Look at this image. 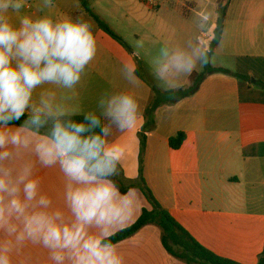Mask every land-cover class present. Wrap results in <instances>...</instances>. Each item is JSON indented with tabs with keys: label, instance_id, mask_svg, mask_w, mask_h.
<instances>
[{
	"label": "crops",
	"instance_id": "1",
	"mask_svg": "<svg viewBox=\"0 0 264 264\" xmlns=\"http://www.w3.org/2000/svg\"><path fill=\"white\" fill-rule=\"evenodd\" d=\"M65 1L54 0L50 14L57 18L83 14L103 51L87 66L75 89L82 108L91 109L102 93L116 91L133 94L140 104L136 127L114 132L110 138L124 150L120 174L125 181L134 183L138 178L143 134V178L169 215L215 255L238 264H258L264 251V87L260 84H264V0L160 1L152 17L155 24L134 36L137 44L143 40L155 45L172 31L180 35L182 44L194 33L197 17L208 13V35L217 61L210 64L212 70H206L192 96L169 97L159 84L155 86L161 93L153 111L154 127L148 132L142 130L145 112L157 95L140 78L137 86L129 85L121 67L127 61L138 70L133 56L138 52L150 73L153 58H147L149 52L144 48L134 51L123 40L127 47L103 36L96 23L93 28L94 19L77 0ZM221 6L225 10L224 28L213 46ZM218 69L228 72L215 71ZM189 84L190 76L184 78L183 87ZM178 133L186 137L173 150L168 143ZM39 176L43 190L54 203L62 204L65 178L58 166L40 170ZM134 190L138 195L135 215L116 233L150 207L139 190ZM160 237L161 230L148 225L116 244L124 264H183L163 249ZM13 264L51 262L46 249L29 243L14 254Z\"/></svg>",
	"mask_w": 264,
	"mask_h": 264
},
{
	"label": "clouds",
	"instance_id": "2",
	"mask_svg": "<svg viewBox=\"0 0 264 264\" xmlns=\"http://www.w3.org/2000/svg\"><path fill=\"white\" fill-rule=\"evenodd\" d=\"M54 0H0V264L26 244L40 245L51 264H124L112 237L135 215L138 195L122 193L123 148L110 138L136 127L140 104L127 91L104 92L85 110L75 89L97 54L83 14L57 18ZM210 14L197 17L191 37L165 43L153 76L177 92L184 78L215 61ZM137 59L138 52L133 53ZM129 85L136 67L122 63ZM59 168L63 203L43 190L39 172Z\"/></svg>",
	"mask_w": 264,
	"mask_h": 264
},
{
	"label": "trees",
	"instance_id": "3",
	"mask_svg": "<svg viewBox=\"0 0 264 264\" xmlns=\"http://www.w3.org/2000/svg\"><path fill=\"white\" fill-rule=\"evenodd\" d=\"M84 11L88 13L94 20L99 30L104 34L108 35L118 43L122 44V46L127 47V45L122 41V38L115 34L106 24L103 23L99 19V17L93 12L88 4V0H77ZM229 2V0H224ZM224 17L225 10L224 7H220V17L218 21V27L215 29V39L213 42V46H217L222 29L224 28ZM212 70V68H208V70ZM214 70V69H213ZM138 70H136V75L144 80L145 84H147L153 92L157 95L152 100L150 106L145 112L146 121L143 125V132H148L152 130L154 127V116L153 111L156 107L158 99L160 97L161 91H159L155 85L150 81L147 77H144L143 74H140ZM215 71L220 72H228L226 70L218 69ZM205 73L192 74L190 76V84L186 87L181 88L177 92L165 91L163 94L167 96H175L177 98L192 96L195 94L204 78ZM242 78V77H239ZM261 87H264V84L260 82ZM159 96V97H158ZM184 133H178L175 137L171 138L169 141V147L173 150H176L183 144L185 140ZM145 142L146 138L142 134L140 135V166H139V174L136 182L127 183L123 178L122 174L115 177L114 179L120 186V191L122 193L128 192L129 189L137 188L139 192L143 195L145 200L147 201L149 208H144L142 213H140L139 217L136 221L128 226L127 228L117 232L113 237V242L118 244L131 236H134L136 233L138 234L144 227L148 225H155L161 230L160 242L163 249L172 257L182 261L183 264H238L236 262L230 261V259L222 258L211 251L207 250L204 246L199 244L193 236H191L180 224H178L169 214V212L162 207L159 201L153 196L151 189L147 186L144 178H143V162H144V154H145ZM258 264H264V251L259 256Z\"/></svg>",
	"mask_w": 264,
	"mask_h": 264
},
{
	"label": "rangeland",
	"instance_id": "4",
	"mask_svg": "<svg viewBox=\"0 0 264 264\" xmlns=\"http://www.w3.org/2000/svg\"><path fill=\"white\" fill-rule=\"evenodd\" d=\"M144 1L145 0H88V4L93 12L99 17V19L103 21V23L106 24L115 34L121 37L123 41L130 45L132 50L136 51L144 48L147 52H149L147 58L150 57L154 59L159 48L165 43L180 44V35H177L175 34V31H172L170 34H163L162 38L158 40L155 45L153 43L148 45L146 41L143 40L140 42V44H137V42L134 40V36L142 35L144 27L155 24V21H153L152 17H154L157 12V9L152 10L148 8ZM160 1L162 0H154L153 3H156L159 6ZM65 2L68 1L66 0ZM38 3L39 0H29L30 9H35ZM174 23L178 22L175 21ZM95 26L96 24L94 20L93 28ZM172 27L175 26L172 25ZM102 35L105 36L106 34L102 33ZM100 40L101 39H98V41ZM126 52L130 54L128 50H126ZM102 54V49L97 45L96 55L102 56ZM134 61L136 62L137 67H140V74H143L156 86L158 83L153 76V65L152 71L148 73L149 70L147 71L144 64H142L140 61V58L137 59L134 57ZM216 61L217 60L215 58L214 63H216ZM209 66L210 64L201 69L200 72L205 73Z\"/></svg>",
	"mask_w": 264,
	"mask_h": 264
},
{
	"label": "built area",
	"instance_id": "5",
	"mask_svg": "<svg viewBox=\"0 0 264 264\" xmlns=\"http://www.w3.org/2000/svg\"><path fill=\"white\" fill-rule=\"evenodd\" d=\"M154 0H145L144 2L147 4L148 8L155 9L157 8V4L153 3Z\"/></svg>",
	"mask_w": 264,
	"mask_h": 264
}]
</instances>
